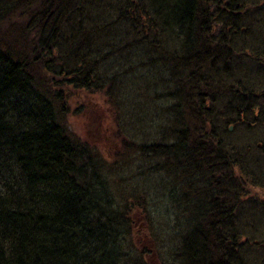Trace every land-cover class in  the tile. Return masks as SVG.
Wrapping results in <instances>:
<instances>
[{
  "label": "trees",
  "instance_id": "16d2710c",
  "mask_svg": "<svg viewBox=\"0 0 264 264\" xmlns=\"http://www.w3.org/2000/svg\"><path fill=\"white\" fill-rule=\"evenodd\" d=\"M115 1L0 0V264L138 261L129 243L133 203L119 205L103 172L108 159L65 120L63 85L93 92L108 86L113 95L111 69L98 76L109 56L121 64L146 56L165 74L163 81L161 73L149 77L150 86L171 83L159 96L167 105L158 103L171 140L144 149L164 159L157 170L182 179V193L170 194L185 222L178 263L248 264V244L259 245L248 235L256 230L258 201H245L252 221L243 222L237 213L245 191L235 169L252 181L264 144L235 150L225 134L230 123L264 129V86L257 84L264 35L259 47L237 50L240 36L250 40L252 10L243 0H122L117 20L109 13ZM219 26L220 34L208 36Z\"/></svg>",
  "mask_w": 264,
  "mask_h": 264
},
{
  "label": "rangeland",
  "instance_id": "374dc122",
  "mask_svg": "<svg viewBox=\"0 0 264 264\" xmlns=\"http://www.w3.org/2000/svg\"><path fill=\"white\" fill-rule=\"evenodd\" d=\"M116 1L110 4L109 13L112 15L111 18L118 20L119 3L122 0ZM259 1L243 0L241 2L244 7L246 4L248 10H252L250 23L254 29L248 34L249 41L239 37L237 50L247 51L250 46L259 47L257 40L264 35V3L260 6L253 4ZM209 6L214 11V6L212 4ZM3 25V30H12L14 33L7 23ZM247 27L244 24L241 31L248 32ZM218 34H220V26L215 27L212 34L209 33L208 36L213 37ZM259 40L262 42V38ZM135 51L137 52V48L134 49ZM135 55L141 58L144 56L139 53ZM109 57L107 65L100 68L102 73L98 71L100 73L98 76H103V72L111 69L108 75L116 76L118 79V82H114L116 90H113V95L109 93L108 86H105L103 91L98 90L97 92L84 91L71 85H68V88L67 85L62 86L63 90L67 91L68 98L65 108L67 109L66 125L81 142L86 143L93 148L94 152L108 159L103 172L107 176V183L112 188L119 205L128 206L131 202L133 203L134 227L129 243L134 248L130 252L135 256L137 253L141 254L137 257L138 261L133 264H138V262L141 264H179L180 242L178 237L184 229L182 226H185V222L177 207L173 205L170 194L175 193V190L178 194L182 193L181 189L176 188L177 186L180 188L182 179L179 177V181L167 169L157 170L163 164L164 159L155 157L151 152H145L144 149L145 145L171 140V133H163L160 127L165 113L158 104L162 102L167 105L168 101L159 96L166 88V84L171 85V83L167 80V83L164 81L162 84L163 87L162 85L156 88L150 86L149 77L156 78L161 73L159 77L163 81L165 74L160 71L161 64L159 63L148 66L149 60L147 61L146 56L140 60L139 64H121L117 62L115 56ZM227 81L234 90L237 89L234 81L231 79ZM257 81V84L264 86V79ZM117 89L120 91L118 92ZM105 91L110 96H107ZM203 91L209 95L213 93L211 89H203ZM191 100L192 104L196 105L194 97ZM219 101L224 102L220 99ZM262 105L264 106V102ZM260 110L262 111V108ZM220 111L225 112L226 110L221 108ZM236 116V113L231 115L232 118ZM260 117L263 118L262 115ZM228 129H230L229 133L225 134V137L229 138L232 143H236L234 144L237 145L234 146L235 150L239 148L248 151L250 148L255 150L256 146H261V142L264 144V129L253 130L251 128L252 130H249L242 124L234 123L228 124ZM229 149L232 150L230 146ZM235 173L236 178L240 179L244 185L243 192L245 191L244 198H242L243 205L237 213L238 215L239 212L245 214L243 222L252 221L249 217L251 208L245 201L250 198L258 201L255 202L257 210L253 211L258 216L254 223L256 230L248 235L250 238L255 237L259 245L248 244L250 248L246 249L245 255L247 260L249 256L250 259L247 262L248 264H264V161L255 168L256 180L254 176L253 180L249 181L247 172L242 174L235 169ZM139 199L145 202L139 203ZM146 201L149 210L144 214Z\"/></svg>",
  "mask_w": 264,
  "mask_h": 264
}]
</instances>
